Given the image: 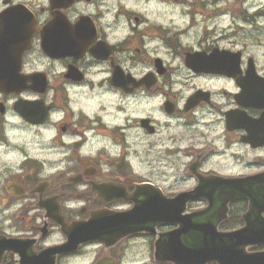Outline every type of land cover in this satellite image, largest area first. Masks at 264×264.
<instances>
[{
    "label": "flooded vegetation",
    "instance_id": "1",
    "mask_svg": "<svg viewBox=\"0 0 264 264\" xmlns=\"http://www.w3.org/2000/svg\"><path fill=\"white\" fill-rule=\"evenodd\" d=\"M159 3H176L180 12L153 11L150 0H0V79L45 82L42 92L0 91V264H31L62 244L53 264L85 257L87 264H165L153 258L154 241L173 226L134 232L110 218L138 206L151 224L152 202L191 190L196 175L264 172V79L245 78L249 64L259 76L264 71L232 48L238 38L262 43L256 19L264 5L240 10L245 29L215 25L225 12L217 0ZM10 8L24 12L2 13ZM232 51L241 53L239 79L228 73ZM79 93L96 107L76 102ZM104 96L115 98L114 109ZM28 102L45 111L43 122L21 115ZM24 126L35 134L53 129L63 154L34 143L36 155L20 159L32 151ZM17 128L22 142L14 140ZM205 206L193 201L187 211ZM245 208L230 204L225 223H241ZM93 215L107 228L88 240L84 224Z\"/></svg>",
    "mask_w": 264,
    "mask_h": 264
},
{
    "label": "water",
    "instance_id": "2",
    "mask_svg": "<svg viewBox=\"0 0 264 264\" xmlns=\"http://www.w3.org/2000/svg\"><path fill=\"white\" fill-rule=\"evenodd\" d=\"M231 60L232 75L239 64V53H233ZM21 79H6L2 88L5 90H19ZM23 115L29 121L31 113ZM222 190L214 192L213 188ZM204 199L209 202L203 212L182 214L187 202ZM236 200L248 201V211L243 215L246 225L232 232H219L217 223L223 219L226 204ZM264 178H248L244 180H218L210 185H201L191 192L172 199L154 200L152 202V223L147 222L145 214L149 211L138 206L127 213L115 214L112 224L137 232L139 229H153L157 224H178V228L160 234L155 242V259L172 262L173 264H264V252H247V247L264 244V225L258 224L254 213L264 211ZM212 216V217H211ZM93 216L84 224L87 232L82 236L88 240H95L100 236L99 229L107 228ZM156 220V221H154ZM151 226V227H150ZM5 241L0 238V258L4 251ZM8 243V242H7ZM9 244V243H8ZM75 243L68 241L67 245ZM51 255L41 254L33 256L27 261L33 264H47L52 261Z\"/></svg>",
    "mask_w": 264,
    "mask_h": 264
},
{
    "label": "rangeland",
    "instance_id": "3",
    "mask_svg": "<svg viewBox=\"0 0 264 264\" xmlns=\"http://www.w3.org/2000/svg\"><path fill=\"white\" fill-rule=\"evenodd\" d=\"M122 1V0H121ZM130 2H133L134 0H129ZM162 0H150V5L153 11H166V12H172V13H177L180 12V9L177 8L178 4L176 3H172L174 5L171 4H163V5H159ZM167 1V0H165ZM190 1V0H187ZM194 1H204V0H194ZM206 2H210V0H205ZM222 3H219V0H217V3L215 5L216 8H225V12L223 13L222 16H219L216 18L215 20V25L220 28L223 26H227L229 24L233 25H240L241 27L247 29L246 27L250 28V26L246 23H244V21L242 20L243 17L245 16L242 11L243 8H247L248 12L251 13L252 11H255V8L264 5V0H221ZM126 4H129L128 1H125ZM177 5V6H176ZM158 6V7H156ZM178 17V16H175ZM257 23L260 25H264V18H258L256 19ZM261 33L263 34L264 31H261ZM260 34L257 39H260L262 43H258V41L256 40H252L251 37L246 38V39H237V41L233 40L232 42V48L233 50H238V49H243L244 53L246 55H252L254 56L257 61L259 66L261 67V69L264 71V35ZM238 35H234L232 38H237ZM243 47V48H242ZM80 92V91H79ZM83 97H92L88 94H83V93H79V94H75L73 96L74 100H76V102H78L80 105H82L83 107L87 108V109H92L96 107V102L95 100H87ZM94 98V97H92ZM95 99V98H94ZM115 98L113 97H107L104 96L102 101H104L105 103H103V105H109V103H112V108H113V102H114ZM114 109V108H113ZM94 113H97L96 110H94ZM12 117V116H11ZM10 117L8 118L9 121ZM17 123L20 124V122L17 120ZM28 128H30L29 126H24L23 127V139L24 140H28L29 144L32 146V151H25V156L26 157H19L20 159H31V157L33 155H36L33 153V149L35 147L34 143H40V145L45 144L47 146V150L50 153H54V156L57 158L58 156L63 154L62 149L59 147L61 146V143L58 141L59 136L57 135V138H55V140L53 139V135H54V131L53 129H48V130H42L39 134V132H37L35 134V130L33 131V129L31 130V132H28ZM18 131V136L15 135L14 130H12L13 136H14V140H17L20 142H22V137L20 134V129L17 128ZM38 137H35V136ZM64 143H67V139L68 138H62ZM41 140V141H40ZM54 141V142H53ZM20 142H18V146L20 144ZM43 142V143H42ZM39 145V144H38ZM94 145H97L96 142H94ZM26 146V144H25ZM8 158H12V161H15L17 158H14L11 154H7ZM18 158V159H19ZM18 161V160H17ZM87 257H85L82 260H73L71 261L70 264H87Z\"/></svg>",
    "mask_w": 264,
    "mask_h": 264
},
{
    "label": "bare ground",
    "instance_id": "4",
    "mask_svg": "<svg viewBox=\"0 0 264 264\" xmlns=\"http://www.w3.org/2000/svg\"><path fill=\"white\" fill-rule=\"evenodd\" d=\"M90 130V129H89ZM18 143V142H17Z\"/></svg>",
    "mask_w": 264,
    "mask_h": 264
}]
</instances>
